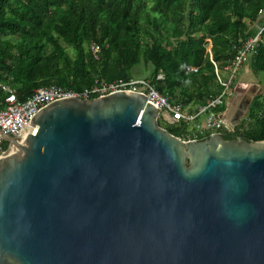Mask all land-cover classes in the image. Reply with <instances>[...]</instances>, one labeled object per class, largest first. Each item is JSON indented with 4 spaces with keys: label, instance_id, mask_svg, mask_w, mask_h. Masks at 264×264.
Masks as SVG:
<instances>
[{
    "label": "water",
    "instance_id": "1",
    "mask_svg": "<svg viewBox=\"0 0 264 264\" xmlns=\"http://www.w3.org/2000/svg\"><path fill=\"white\" fill-rule=\"evenodd\" d=\"M158 115L142 91L63 95L3 133L0 264H264V140Z\"/></svg>",
    "mask_w": 264,
    "mask_h": 264
},
{
    "label": "trees",
    "instance_id": "2",
    "mask_svg": "<svg viewBox=\"0 0 264 264\" xmlns=\"http://www.w3.org/2000/svg\"><path fill=\"white\" fill-rule=\"evenodd\" d=\"M262 8L264 0H0V79L25 100L50 84L82 92L100 80L129 79L143 63L170 101L205 105L224 89L206 38L213 60L226 66ZM93 42L101 46L99 59L90 51ZM251 65L264 71L263 41ZM5 96L0 90V105ZM223 102L217 112L226 109ZM249 116L250 122L218 131L226 139L264 140V96L254 98ZM169 123L177 136L192 134L184 122ZM212 131L191 136L205 139Z\"/></svg>",
    "mask_w": 264,
    "mask_h": 264
},
{
    "label": "built area",
    "instance_id": "3",
    "mask_svg": "<svg viewBox=\"0 0 264 264\" xmlns=\"http://www.w3.org/2000/svg\"><path fill=\"white\" fill-rule=\"evenodd\" d=\"M260 14L264 13V8L260 9ZM207 50L210 54V58L215 66V72L218 82H220L224 89L218 96L212 97L205 105L200 106L196 112L186 111L184 105L181 102H172L167 96L159 92L150 82L148 78H129V79H116L113 81L100 80L97 81L92 87L83 90L82 92H76L71 89H67L57 84H50L36 88L33 93L21 100L18 96L17 89L0 79V90L5 92L6 96L0 105V155L11 144L3 135H11L15 138L19 137L22 132L30 125L29 121L33 115L43 106L50 101L61 96L72 95H90L101 96L117 90L128 89L131 91H142L147 94L148 100L153 103L159 110L158 119L162 114L166 118L171 117L174 122H184L185 124L195 123L202 113H206L204 123L197 124L196 129L193 127L191 130L192 136H196L198 133H203L205 129H212V132L218 131L223 126L228 130H232L226 125L223 118V112H217L215 107L223 102V96L230 94V84L233 78V73L236 69L242 66L248 53H254L259 44L264 41V25L260 30L247 38L242 45L238 48V51L232 61L224 66V68L230 69L232 72L230 80H225L220 74V68L218 64L212 58L211 51V38H206ZM90 51L95 59L100 58L101 46L98 43L93 42L90 45ZM188 70L197 72L198 66L189 65ZM168 116V117H167ZM189 135V138H196Z\"/></svg>",
    "mask_w": 264,
    "mask_h": 264
},
{
    "label": "rangeland",
    "instance_id": "4",
    "mask_svg": "<svg viewBox=\"0 0 264 264\" xmlns=\"http://www.w3.org/2000/svg\"><path fill=\"white\" fill-rule=\"evenodd\" d=\"M69 50L71 54L74 52L73 49L71 48H69ZM253 54L254 53H248L245 63L235 70V72L233 73V78L231 79V84H230L231 93L223 96V101H224L223 104H225L226 108L228 106V103L230 106L233 103L235 104V101H237L236 106L241 105V104L243 105L244 104L243 101L245 100L246 96H248L247 100L250 97H253L252 101L249 103L246 110H244V114L242 115L241 119L238 121L237 125H239L244 120L245 122L251 121L250 116H249V110L254 101V98L256 96L257 97L264 96V71L257 72L253 70L252 65H251V58ZM220 74L225 80H230L232 72L228 68L220 67ZM149 75H150V70L146 68L143 63L135 67L133 70L134 78H148L149 79ZM184 107H186V109L189 110L190 112H195L198 110L200 106L199 104H197L196 101H193V102L187 103ZM205 118H206V113H202L200 117L198 118L197 122L195 123L192 122L188 124L187 129L190 130L189 132H193L194 129L191 130V128L194 127L196 129V125L202 124ZM169 121L174 122V120L171 117L166 118L164 114H162L161 117L158 119L159 124L165 128L171 125ZM178 123L183 125L182 122H178ZM172 127H178V125L172 124ZM188 137L186 139H188Z\"/></svg>",
    "mask_w": 264,
    "mask_h": 264
},
{
    "label": "crops",
    "instance_id": "5",
    "mask_svg": "<svg viewBox=\"0 0 264 264\" xmlns=\"http://www.w3.org/2000/svg\"><path fill=\"white\" fill-rule=\"evenodd\" d=\"M248 23H249V20H248ZM249 24H250V29H249V32H250L249 33V37H250V36H253L254 34H256L260 30L261 26L264 25V13L263 14H260L259 13L257 19L254 20V21H252V22H250ZM207 38H209V37H207ZM247 98H248V96L245 97V101L247 100ZM245 101H243V102H245ZM237 110H239V109H237V108L235 109L234 108V110H231V115H234L235 114V111H237ZM186 111H189V110L186 109ZM203 123H204V121H203Z\"/></svg>",
    "mask_w": 264,
    "mask_h": 264
},
{
    "label": "bare ground",
    "instance_id": "6",
    "mask_svg": "<svg viewBox=\"0 0 264 264\" xmlns=\"http://www.w3.org/2000/svg\"><path fill=\"white\" fill-rule=\"evenodd\" d=\"M245 101V100H244ZM245 103V102H244ZM236 109V108H235ZM233 110H234V108H233Z\"/></svg>",
    "mask_w": 264,
    "mask_h": 264
},
{
    "label": "flooded vegetation",
    "instance_id": "7",
    "mask_svg": "<svg viewBox=\"0 0 264 264\" xmlns=\"http://www.w3.org/2000/svg\"><path fill=\"white\" fill-rule=\"evenodd\" d=\"M246 102V101H245Z\"/></svg>",
    "mask_w": 264,
    "mask_h": 264
}]
</instances>
